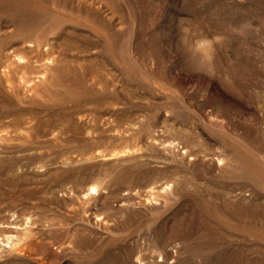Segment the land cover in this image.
<instances>
[{"label": "rangeland", "instance_id": "374dc122", "mask_svg": "<svg viewBox=\"0 0 264 264\" xmlns=\"http://www.w3.org/2000/svg\"><path fill=\"white\" fill-rule=\"evenodd\" d=\"M0 264H264V0H0Z\"/></svg>", "mask_w": 264, "mask_h": 264}, {"label": "bare ground", "instance_id": "6f19581e", "mask_svg": "<svg viewBox=\"0 0 264 264\" xmlns=\"http://www.w3.org/2000/svg\"><path fill=\"white\" fill-rule=\"evenodd\" d=\"M166 185V184H165ZM147 199V198H146Z\"/></svg>", "mask_w": 264, "mask_h": 264}]
</instances>
